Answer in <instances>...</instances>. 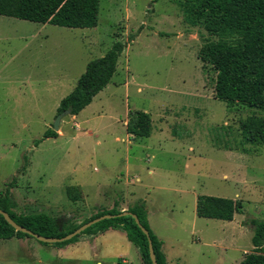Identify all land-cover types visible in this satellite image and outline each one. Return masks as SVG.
Listing matches in <instances>:
<instances>
[{"label":"rangeland","instance_id":"374dc122","mask_svg":"<svg viewBox=\"0 0 264 264\" xmlns=\"http://www.w3.org/2000/svg\"><path fill=\"white\" fill-rule=\"evenodd\" d=\"M207 38L185 22L179 0H100L93 28L0 15V196L10 188L17 212L49 214L60 231L112 205L144 203L150 228L183 264L240 263L254 248L252 219H264V141L242 123L264 110L215 97L216 72L198 58ZM117 40L126 48L111 82L63 118L58 137L44 138L88 62ZM131 110L150 114L149 137L127 132ZM69 186L82 197L72 200ZM200 195L239 200L243 211L231 221L200 217ZM97 238L71 247L0 239V264H141L125 234Z\"/></svg>","mask_w":264,"mask_h":264},{"label":"trees","instance_id":"16d2710c","mask_svg":"<svg viewBox=\"0 0 264 264\" xmlns=\"http://www.w3.org/2000/svg\"><path fill=\"white\" fill-rule=\"evenodd\" d=\"M184 20L190 26L203 28L210 36L198 52L203 66H210L216 72L215 97L227 103H240L264 110V0H179ZM100 0H0V15L52 24L68 28H93L99 23ZM132 37L131 39H133ZM126 43L117 40L105 55L88 62L74 89L60 101L58 113L71 109L72 115L79 114L93 101L112 80L117 71ZM152 119L142 110L130 111L126 129L136 138L149 137ZM242 127L256 132L252 138L264 141V117H249ZM59 133L48 129L44 138H56ZM251 136L249 140H252ZM252 142V141H250ZM69 197L76 201L82 197L81 187L69 186ZM17 202L10 188L0 196V209L7 211L20 225L44 236L62 237L76 230L83 223L104 214H118L122 211L112 208L91 216L81 224L69 225L59 230L56 219L46 213H19ZM136 213L141 223L149 230L158 264H167L162 250V240L149 226L144 203L129 208ZM243 211L239 200L213 195H200L197 199V215L231 221L235 214ZM254 248L247 252L239 264H264V219H252ZM109 228L123 229L128 239L139 249L144 264H153L149 239L131 215L101 220L73 238L56 242L65 245L77 241L81 234ZM30 235L16 230L0 213V239L23 238Z\"/></svg>","mask_w":264,"mask_h":264},{"label":"water","instance_id":"95a60500","mask_svg":"<svg viewBox=\"0 0 264 264\" xmlns=\"http://www.w3.org/2000/svg\"><path fill=\"white\" fill-rule=\"evenodd\" d=\"M71 113H72V110L71 109H65L62 112H60V113L57 114L56 119H55V122H54V129H55V131H58L60 129V125H61V122H62L63 118L66 115H70ZM0 213L5 217V219L16 230L22 231L24 233H27V234L35 237L39 241L47 242V243H50V244H54L56 242H62V241L69 240V239L73 238L74 236H76L77 234H80L82 231H84L88 227L92 226L93 224H95V223H97V222H99L101 220L109 219V218H113V217H117V216L131 215V216H133L135 218L136 222L138 223V225L140 226V228L143 230V232L147 235V237L149 239V251H150V257H151L152 263L153 264H158V260H157V257H156V253H155V250H154V246H153V242H152V239H151L149 230L141 223L140 218L138 217V215L136 213L130 211V210H125V211H122L121 213H118V214H104V215L98 216V217H96L94 219H91L90 221L82 224L81 226H79L73 232L68 233L67 235H64L62 237H50V236L41 235L39 233H35L31 229H29V228H27V227H25V226L20 225L19 223H17L10 216V214L7 211H5L3 209H0Z\"/></svg>","mask_w":264,"mask_h":264},{"label":"crops","instance_id":"0c3cea01","mask_svg":"<svg viewBox=\"0 0 264 264\" xmlns=\"http://www.w3.org/2000/svg\"><path fill=\"white\" fill-rule=\"evenodd\" d=\"M126 122H127V120H126ZM126 165H127L126 167L129 168V164L127 163ZM152 172L153 171L150 170V173H152ZM135 180L138 181V182L141 181L138 176H137V178ZM136 205H137V203L136 202L134 203V201L133 202H130V201H127L126 202V201H124L122 203H119L117 209L120 210V211H125V210H129V208H132V207H134ZM108 208L109 209H112L113 208V205L110 206V207H108ZM147 217H148V211H147ZM150 221L151 220H150V216H149L148 217L149 224H150ZM117 233H119L120 235H124L125 234V236L127 237V234H126V232L123 229H121V228H109L106 231H104V232H102V233H100L98 235L97 234L96 235L95 234L94 235L93 234H85L84 236L80 237V239L78 241H76L75 243H71L69 246L70 247L71 246H79L80 244H84V243H92V241L95 240V239H98L97 237L100 236V235L101 236H105V235L107 236V234H108V236H115ZM162 242H163V244H162V250H163V252H164V254L166 256L167 264H183L182 263V260H181L182 259L181 255L179 253H174V251L172 249L169 251V253H167L166 250H165V247H164L165 246V242L163 240H162ZM244 253H246V252H244ZM122 262L123 263H127L128 260L123 259ZM140 262H141V264H144L142 258H140ZM97 264H102V262L101 261H98Z\"/></svg>","mask_w":264,"mask_h":264}]
</instances>
